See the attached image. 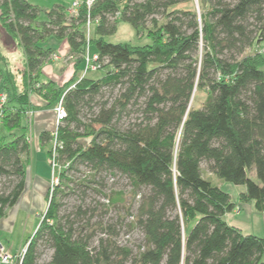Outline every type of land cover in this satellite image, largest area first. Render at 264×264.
<instances>
[{
  "label": "trees",
  "instance_id": "obj_1",
  "mask_svg": "<svg viewBox=\"0 0 264 264\" xmlns=\"http://www.w3.org/2000/svg\"><path fill=\"white\" fill-rule=\"evenodd\" d=\"M193 4L94 0L73 14L0 0L1 26L24 51L22 74L0 54V217L25 189L31 94L48 105L62 99L67 112L40 136L49 158L54 139L61 144L62 168L15 264H264V236L226 219L242 203L264 212V0ZM88 19L98 20L90 38ZM121 22L149 42L108 40ZM51 36L75 57L64 85L40 79L57 53L43 44ZM88 45L107 69L100 77L82 76ZM198 92L207 97L194 107ZM213 174L244 188L239 202ZM121 179L130 181L125 194ZM126 195L127 226L143 235L136 249L118 239Z\"/></svg>",
  "mask_w": 264,
  "mask_h": 264
},
{
  "label": "crops",
  "instance_id": "obj_2",
  "mask_svg": "<svg viewBox=\"0 0 264 264\" xmlns=\"http://www.w3.org/2000/svg\"><path fill=\"white\" fill-rule=\"evenodd\" d=\"M33 4L40 5L42 7H52L54 4H63L64 2H69L72 0H29ZM65 4V3H64ZM71 6V4H69ZM68 5V6H69ZM2 40L3 45L6 47L8 46L10 51H15L16 49H20L21 53L23 54V60H24V51L21 48L20 45H13L11 43V40L8 41L4 38H0V41ZM58 42L56 41L55 45L51 44L50 47H53L56 49V54L61 56V58H54L50 62L44 64L42 74L40 76V79L42 81H48L53 80L59 85L67 84L72 78L75 76V63L72 61L75 57L71 56L69 53V45L65 41L64 43H61V47L57 48ZM10 46H14L10 49ZM60 49V50H59ZM59 51V52H58ZM0 54H5L0 49ZM67 54V55H66ZM68 58L69 61H66V63L62 58ZM9 62H11V59L7 56ZM20 58L16 56L14 59ZM72 59V60H71ZM44 73L48 74L47 79H43ZM104 75V74H103ZM88 76V75H87ZM102 76V75H101ZM32 99V94H31ZM34 103V102H33ZM38 106V107H36ZM31 111V110H30ZM33 114H29L27 112V117L25 119V124L29 127V137H30V145H31V153L28 159V172H27V179L25 184L24 192L22 193L21 197L19 198L18 202L12 206L9 207L6 210V213L3 217H0V229L5 228L6 230H9V233L11 235L14 234V230L16 228L17 222L19 220L21 213H38L40 212V217L42 214L46 211L48 206V194L51 190L50 184L52 179V168L50 163V158L48 154L49 145L44 146L41 144L40 136L43 131H55L57 129V123L56 117L54 115L55 113V105H48L45 100H43L41 103L35 104L32 109ZM35 117V126H36V133L34 135V139L32 137L33 133V127L31 122L33 121ZM56 123V124H55ZM35 143V144H34ZM38 151V154L40 155L36 160H34L33 156L34 153ZM45 154H44V153ZM244 190L242 186H239L235 188L234 193L232 194L230 191H228L233 200L236 202H239L240 193ZM240 206V212L239 213H228L226 215V219L231 224H234L238 227H240L244 232H248L245 230V228H248V230H252L253 227V215H257L256 217L260 216L262 217L256 209L253 203H242ZM247 207V208H246ZM245 208V209H242ZM264 217V212L261 213ZM28 218H30V214H28ZM41 222V221H40ZM40 222L37 224L35 230L39 226ZM4 225V226H2ZM263 223L260 221V228L262 227ZM252 226V227H251ZM264 229V226H263ZM260 236H264L261 234ZM23 240V237L19 243H21ZM26 241V240H25ZM2 240H0V244H2L6 251L9 253L17 254L21 249L18 247V243H16V249L14 250L13 247H10V242H7V245H4ZM0 264H5L0 262Z\"/></svg>",
  "mask_w": 264,
  "mask_h": 264
},
{
  "label": "rangeland",
  "instance_id": "obj_3",
  "mask_svg": "<svg viewBox=\"0 0 264 264\" xmlns=\"http://www.w3.org/2000/svg\"><path fill=\"white\" fill-rule=\"evenodd\" d=\"M64 3L62 5H64L65 7L68 8V7H70L69 4H71V1L64 2ZM193 5H195V7L198 8L199 7V0H194V4ZM0 38H4L5 40L8 39V41L10 39L7 36L6 32H5V29H3V27L1 26V20H0ZM107 39L112 41V42L131 41V42L136 43V44H143V43L149 42V38L147 37V35H145V36H143L141 38L138 37L136 35V31L132 27V25H130L129 23H126V22H121L119 27H118L117 33L112 35V36H108ZM56 41L58 42L56 44L57 48H60L61 45H62L61 43H64L66 40L58 39V38H56L54 36H51L43 44L46 45V46H49L51 44L55 45ZM13 45H15V44H13ZM9 47L11 49L14 46H10L9 45ZM0 49L5 54H7V56L11 59V62L8 63V65L11 66V68L13 70L19 71V74H22V67H23L24 60H23V54L21 53L20 49L18 48L15 51H10L8 46L6 47L5 45H3L2 40L0 41ZM260 49L264 50V43L261 45ZM16 56H18L20 58L14 59ZM60 58H61V56L59 57V59ZM63 60L65 62H63ZM74 60H75V58L72 61H74ZM66 61H69V59L68 58L64 59V57H63L62 58V62L66 63ZM106 70L107 69H99V70H95V71H90V72L87 73V75L90 76V77H95V78L96 77H100L101 75H103L106 72ZM80 75H81V73H79L78 76H80ZM49 76H48L47 73H44L43 79H47ZM18 77H19V75H18ZM20 78H22V77H20ZM0 79H1V76H0ZM0 90H1V88H0ZM206 97H207V94L205 92H198L196 94L193 106L194 107H200L203 104V102L205 101ZM32 100H33V102L35 104H38V103H41L44 99H43V97H41L36 92H33L32 93ZM36 107H38V106H36ZM54 115L56 117V113H54ZM31 124H32V127H33V133L31 135H32V137L34 139L35 138L34 135L36 133L35 117H34L33 121L31 122ZM39 156L40 155L38 154V151L35 152L34 156H33L34 160H36ZM203 167H204L205 176H209L210 173H208L206 171L205 163L203 164ZM210 179L215 184H217L218 186L222 187L223 189H225L227 191H230L232 194L234 193L235 188L239 187L238 185H235V184H233L231 182L225 181L224 179H221L217 175H214V174L210 176ZM112 181L113 180H110V182H112ZM51 182H52V179H51ZM120 184L121 185H119L118 189H116V190H120V191H122L124 193V192L127 191L128 188L130 189V181L128 179H124V180L121 179L120 180ZM110 185L111 184H109V186ZM51 187H52V184H50V188ZM127 196L128 195H126V198H127L126 201L124 203H121L120 204L121 208H119V210H120L119 211L120 212L119 216L122 218V220H123L122 222H123V224L125 226L123 225L124 227L120 231L118 239H119L120 243L125 244V245H129V246L134 247L136 249V247L139 244H141L142 239H143V235H142V233L140 232V230L138 228L127 226V223H129L133 219L126 212L127 211L126 208H128L131 205L130 197H127ZM70 202L71 203L74 202V199H72ZM242 209H245V208H242ZM240 210L236 211V212L239 213ZM40 212H38V213H34V212H32V213H29V212L24 213L23 212V213H21L13 235H11V233H9V230H6L5 228H1L0 229V240L4 241L2 243L4 245H7V242H10V247H13L14 250L16 249L15 248L16 247V245H15L16 243H18V247L19 248L23 247L25 240L28 239V237L31 236L35 232V228H36L37 224L41 221V217L39 216ZM111 212H112V215L109 216L108 218L113 220V221L118 220V212H114V209H111ZM236 212H231V213L234 214ZM28 214H30V218H28ZM259 214L262 217H260V216L256 217L257 215H253L252 216V219H253V227L251 226L252 230H248V228H245V230L248 231V233H254L256 235H261V234L264 235V229H263L264 217H263V215L261 213H259ZM260 221L263 223L261 228H260ZM2 226H4V225H2ZM22 237H23V240H22L21 243H19L21 241ZM49 254H50V252H48L45 255L46 259L49 258Z\"/></svg>",
  "mask_w": 264,
  "mask_h": 264
},
{
  "label": "built area",
  "instance_id": "obj_4",
  "mask_svg": "<svg viewBox=\"0 0 264 264\" xmlns=\"http://www.w3.org/2000/svg\"><path fill=\"white\" fill-rule=\"evenodd\" d=\"M94 2V0H72L71 3V12L73 14H77L79 12V8L82 5H87L88 7H91L92 3ZM98 20H92V19H88L86 22V32H87V36L88 38H90L91 32H92V28L94 27V25L97 23ZM55 58H59V55H54ZM84 62H85V68L84 71L82 73V76H85L88 72L90 71H95V70H99L101 68V62H100V58H99V54L98 53H92L90 50V46L88 45L86 48V52L84 53ZM7 100V96L5 93L1 92L0 93V106H2ZM29 114H33V111L29 110L28 111ZM55 113H56V122H57V126L59 124V122L64 119L67 115L66 109L63 106V100L60 99L58 104L55 106ZM57 146H61V144L57 145V141L54 139V143L53 146H51V156H50V163L52 166V187L59 181V172L61 170V165L58 161V152H57ZM25 246H23L22 248V252L18 253V254H13V253H9L6 251L5 247L0 244V262L5 263V264H15L16 259H18L19 257H21V255L25 252Z\"/></svg>",
  "mask_w": 264,
  "mask_h": 264
}]
</instances>
